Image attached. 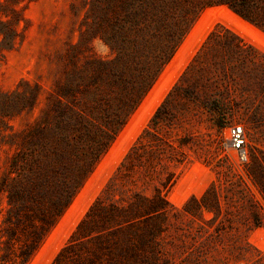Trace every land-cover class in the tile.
<instances>
[{"label":"trees","instance_id":"obj_1","mask_svg":"<svg viewBox=\"0 0 264 264\" xmlns=\"http://www.w3.org/2000/svg\"><path fill=\"white\" fill-rule=\"evenodd\" d=\"M33 1L0 0V54L23 39L25 8ZM215 5H227L264 31V0H89L56 87L24 79L13 90L0 88V264H31L202 12ZM95 40L109 54L96 52ZM237 98V109L221 112ZM214 110L220 128L222 118L239 112L250 142L263 148L249 143L246 162L222 157L218 181L184 211L203 219L213 214L209 221L219 220L221 230L243 207L250 211V229L262 225L250 183L264 198V51L220 24L54 264H170L163 239L178 218L168 198L176 180L172 167L186 162L194 147L191 133L180 129ZM24 116L29 120L15 129L12 120ZM6 145L13 152L3 162Z\"/></svg>","mask_w":264,"mask_h":264},{"label":"rangeland","instance_id":"obj_2","mask_svg":"<svg viewBox=\"0 0 264 264\" xmlns=\"http://www.w3.org/2000/svg\"><path fill=\"white\" fill-rule=\"evenodd\" d=\"M88 2L89 0H34L27 5V19L22 23L23 39L12 49L0 54V88L5 91L13 90L24 79L39 82L46 90L56 87L64 77L67 50L71 44L79 41V27ZM220 24L230 27L264 51L262 29L227 5L206 8L71 206L37 250L31 264H54L91 205L116 177L120 164L150 123L158 106L209 33ZM93 46L99 54H109V47L101 40H95ZM74 52L76 60H79L81 53L76 49ZM238 99L226 102L221 112L224 111L229 116L230 110L237 109L235 103ZM218 115V110L201 112L199 118L180 129L181 134L184 131L191 133L194 147L189 150L186 162L172 167L176 172V180L168 191V198L176 207L178 218L172 219L174 225L170 235L163 239L164 257L170 264H264V222L250 229L253 221L248 208L234 209L230 214L231 220L225 221V228L221 230L216 228L219 220L209 221L213 214L205 213L206 219H203L184 211L185 204L193 196H203L210 185L218 181L220 168L216 163L222 157L228 155L229 160L235 163L244 161L231 144L229 129L232 126H244L246 161L249 160V143L263 148L261 143L250 142L247 125L239 117V112L226 121L222 118L219 121L223 124L222 128L217 125ZM29 118L30 116L14 118L12 124L15 129H19ZM12 152L13 147L6 145L2 151L3 162L7 161ZM250 190L258 204L257 209L264 216V198L251 183Z\"/></svg>","mask_w":264,"mask_h":264},{"label":"built area","instance_id":"obj_3","mask_svg":"<svg viewBox=\"0 0 264 264\" xmlns=\"http://www.w3.org/2000/svg\"><path fill=\"white\" fill-rule=\"evenodd\" d=\"M229 138L234 149L239 153L240 159L247 160L246 132L243 125H234L229 129Z\"/></svg>","mask_w":264,"mask_h":264},{"label":"bare ground","instance_id":"obj_4","mask_svg":"<svg viewBox=\"0 0 264 264\" xmlns=\"http://www.w3.org/2000/svg\"><path fill=\"white\" fill-rule=\"evenodd\" d=\"M160 85V84H159ZM166 88H168V87H166ZM164 94V93H163ZM157 101H159V100H157ZM158 103V102H157ZM151 105V104H150Z\"/></svg>","mask_w":264,"mask_h":264}]
</instances>
